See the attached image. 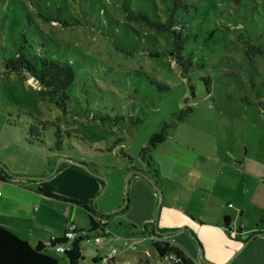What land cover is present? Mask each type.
Listing matches in <instances>:
<instances>
[{
    "label": "rangeland",
    "instance_id": "1",
    "mask_svg": "<svg viewBox=\"0 0 264 264\" xmlns=\"http://www.w3.org/2000/svg\"><path fill=\"white\" fill-rule=\"evenodd\" d=\"M165 3L0 0V173L29 179L68 156L104 176L103 200L117 206L131 200L127 171L145 167L141 152L151 136L166 124L167 134L178 129L180 136V112L196 104L197 116L211 118L205 117L206 130L222 134L220 151L263 152L264 0H191L179 25L190 35L183 62L164 36L129 18L139 9L157 16ZM25 35L38 53L75 68L68 99L42 94L30 72L6 67L27 43ZM37 119L49 120L39 124L43 141L28 132ZM255 207L249 217L264 214ZM111 227L101 243L83 242L80 264H165L149 236H130L127 224L115 220ZM47 251L71 264L65 252Z\"/></svg>",
    "mask_w": 264,
    "mask_h": 264
},
{
    "label": "crops",
    "instance_id": "2",
    "mask_svg": "<svg viewBox=\"0 0 264 264\" xmlns=\"http://www.w3.org/2000/svg\"><path fill=\"white\" fill-rule=\"evenodd\" d=\"M199 109L196 104L182 119L180 136L178 129L167 134L143 157L144 168H128L131 200L124 198L117 206L103 200L108 189L104 176L68 156L49 173L29 179L0 173V225L32 245L49 246L71 223L91 229V210L98 217L110 213L109 227L113 220L127 224L130 236L161 231L199 263L264 264V214L252 215L255 206L264 210V150L250 154L247 149L245 155L236 149L220 151L222 134L206 130L210 117L197 116Z\"/></svg>",
    "mask_w": 264,
    "mask_h": 264
},
{
    "label": "trees",
    "instance_id": "3",
    "mask_svg": "<svg viewBox=\"0 0 264 264\" xmlns=\"http://www.w3.org/2000/svg\"><path fill=\"white\" fill-rule=\"evenodd\" d=\"M164 1L168 3V5L162 10L157 9V16L152 15L144 9H139L137 12H131L129 18L139 20L145 27L146 33L150 30L155 34L164 36L172 45V56L175 57L178 62H183L184 56L182 50L190 35L179 27L180 24H183L181 13L184 11L189 12L191 5L194 4L191 3V0ZM25 38L27 43L21 46L14 57L6 59V67L11 71L19 72L27 70L30 72L42 86L40 89L42 94L59 95L64 100L68 99V89L76 76L75 68L71 64L63 63L57 58L38 53L27 35H25ZM152 54L159 55L161 52H152ZM191 110L192 107L183 109L180 112V118L184 119ZM37 121L31 124L28 132L31 136V140L43 141L45 132L40 128L39 124H43L45 127L49 120L37 119ZM168 125L169 124H166L162 130L157 131L151 136L148 146L144 147L141 152L143 157H147L152 149L165 141L167 138L166 129ZM148 161L150 163V158ZM78 163L88 165V163L84 161H79ZM154 183L159 185L157 180H154ZM39 190L47 195L59 196L44 188H40ZM87 208L89 209V207ZM108 216H110V213L98 217L90 210L91 229H84L83 231H87L90 234L101 233V228L103 226L101 219H107ZM152 233H155V238L150 239L157 248L160 256L165 260V264H196L195 261L188 256L183 247L164 238L161 231L160 233L155 231ZM64 241H66L64 235L55 237L51 240L49 246L53 248V245L56 243ZM82 245V238H79L74 242V248L66 252L71 264H80L82 259ZM49 246L42 242H39L37 245H32L27 239L22 238L13 230L0 225V264H59V258L47 251Z\"/></svg>",
    "mask_w": 264,
    "mask_h": 264
},
{
    "label": "built area",
    "instance_id": "4",
    "mask_svg": "<svg viewBox=\"0 0 264 264\" xmlns=\"http://www.w3.org/2000/svg\"><path fill=\"white\" fill-rule=\"evenodd\" d=\"M101 222L103 224L101 230L102 232L99 234H90L87 231H83L82 229H78L77 226L75 224H69L67 229L64 232V237L66 239V241L64 242H58L55 245H53V248L55 250H57L58 252H69L74 248V242L79 239L82 238L83 242H87V243H101L104 238L111 234V228L108 225V221L106 218H102ZM55 238V237H54ZM149 238H155V235H151L149 236ZM113 253L116 254L117 253V249L113 250ZM172 257V256H171ZM196 264H203V263H199L196 262Z\"/></svg>",
    "mask_w": 264,
    "mask_h": 264
},
{
    "label": "water",
    "instance_id": "5",
    "mask_svg": "<svg viewBox=\"0 0 264 264\" xmlns=\"http://www.w3.org/2000/svg\"><path fill=\"white\" fill-rule=\"evenodd\" d=\"M150 179H151L152 181H154L151 177H150ZM155 185H156L157 189L159 190V192L161 193L162 190H161V188L159 187V185H157V184H155Z\"/></svg>",
    "mask_w": 264,
    "mask_h": 264
}]
</instances>
